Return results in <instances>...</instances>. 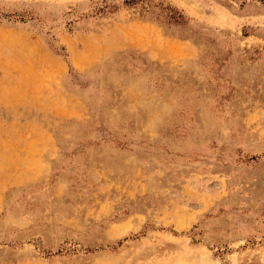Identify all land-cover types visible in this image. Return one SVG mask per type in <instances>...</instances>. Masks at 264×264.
<instances>
[{
  "label": "rangeland",
  "instance_id": "1",
  "mask_svg": "<svg viewBox=\"0 0 264 264\" xmlns=\"http://www.w3.org/2000/svg\"><path fill=\"white\" fill-rule=\"evenodd\" d=\"M0 264H264V0H0Z\"/></svg>",
  "mask_w": 264,
  "mask_h": 264
}]
</instances>
